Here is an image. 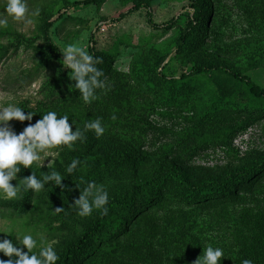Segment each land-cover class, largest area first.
I'll list each match as a JSON object with an SVG mask.
<instances>
[{"label":"rangeland","instance_id":"obj_1","mask_svg":"<svg viewBox=\"0 0 264 264\" xmlns=\"http://www.w3.org/2000/svg\"><path fill=\"white\" fill-rule=\"evenodd\" d=\"M73 1L28 0L26 19L32 21L28 23L5 16L6 0H0V17L8 20L0 26V104L18 102L25 112H39L33 123L48 110L68 114L70 122L74 117L81 129L85 122L100 118L104 133L97 137L94 130H87L85 136L96 150H122L135 164L101 158L84 162L69 174L65 169L70 160L89 154V150L77 142L72 148L60 145L52 149L58 153L53 167L65 177L63 182L72 187L71 192L60 189L58 202L45 205L38 213L33 203L24 209L26 204L19 194L11 200L0 199V220H15L21 228L43 234L53 242L58 256L100 213L94 209L82 217L70 206L80 192L75 184L83 188L92 180L108 191L109 198L123 197L137 181H145L162 168L174 167L192 180H207L264 159V105L245 92L234 77L210 73L178 82L173 89L156 73L162 68H158L159 59L167 55V74L179 76L195 63L216 61L247 72L264 86V0H203L205 21L172 59L185 25L181 14L191 9V0H99L68 7ZM138 1L150 3L159 25L149 21L147 7L118 21L109 19ZM37 10L38 15H32ZM173 17L175 21L168 22ZM47 21L53 22L49 35L61 48L78 43L90 53L91 37H95L101 53L97 68L103 70L105 87L97 88L89 103L74 91V84L70 86L74 81L68 76L69 69L51 49L45 32ZM9 123L19 132L29 121L13 119ZM32 168L38 177L51 171L46 166ZM30 172L21 167L18 176ZM174 185L171 182L169 188L177 193ZM54 186L46 184L31 202L47 195L50 202ZM18 201L21 203L16 204ZM180 206L184 205L168 199L155 206L165 223L174 218L169 228L188 218L187 242L170 256L169 264H192L203 251L199 247L208 244L224 249L226 257L221 263L234 254L236 241L230 230L234 213L227 215L222 205L197 206L184 216ZM227 207L231 210L233 205ZM140 236L139 232L135 235ZM116 237L111 226L102 229L71 264H120L117 250H113L119 240ZM164 240L162 233L157 241Z\"/></svg>","mask_w":264,"mask_h":264},{"label":"trees","instance_id":"obj_2","mask_svg":"<svg viewBox=\"0 0 264 264\" xmlns=\"http://www.w3.org/2000/svg\"><path fill=\"white\" fill-rule=\"evenodd\" d=\"M98 1L75 0L68 7L89 5ZM143 7L148 9L149 21L154 25H159L153 19L151 5L148 1H138L126 11H122L109 19L118 21ZM189 7L191 9L181 14L185 18V25L179 36L175 51L172 52L171 59L176 56L181 48L186 46L207 17V10L203 0H191ZM174 21L175 17L168 20V22ZM52 24V21H47L45 25L46 37L51 49L56 55L62 57L60 52L62 48L49 35V28ZM94 40L95 37L92 36L90 53L101 57V53L96 49ZM166 58L167 55H163L159 59L157 65L158 68H162H157L156 73L159 74L163 82H170L173 89L176 88L178 82L186 81L191 77L210 73H225L239 81L240 87L245 92H248L254 99L262 101L264 105V86L255 81L245 71L220 62L205 61L195 63L188 70L177 76L176 74H167L165 71L167 66L164 64ZM74 91L78 90L74 87ZM76 142L85 145L89 150V154L76 157L81 161L80 164L101 158H119L124 162L135 165L131 157L126 156L122 150L110 153L101 152L96 150L95 144H92L86 136H84L83 140H77ZM171 182L175 184L174 190L177 193L171 192L169 188ZM242 190H245L246 193L241 194ZM18 194L23 198L22 203L26 204L24 209H28L30 204L33 203L34 212L37 213L45 205L55 204L61 198L59 186H54L49 192V195H53L50 202L48 195L37 203L31 202L36 192L34 193L30 189L21 190ZM166 199L184 205L180 206L179 209L184 212V216L189 215L188 212L197 206L212 208L222 205L221 209L225 210L227 215L235 214L234 223L230 230L234 232L236 241L234 245L237 250L230 258L224 259L221 264H240V261L245 258L252 259L254 264H264V159L237 167L218 178L207 180H192L174 167H166L156 171L145 181H137L135 188L125 193L123 197L109 198V202L106 205L108 212L104 214L100 211L88 223L83 234L74 238L66 246L64 253L59 256L56 264H71L75 256L83 247L88 245L96 234L110 226L113 232L117 234L116 238H119L113 250H117L115 256L120 264H169L170 256L179 252L180 246L187 242V234L185 232L187 226L185 223L188 218L186 217V220H183L182 223H177L173 228H169L170 221L174 220V218L169 219L170 221L165 223L159 214V208L155 207ZM18 203H21V201L16 202V204ZM146 203V207H143ZM229 204L233 205L231 210L227 209ZM230 219H227V221ZM138 232L141 233V236L136 238L135 235ZM162 233L166 235V240L160 243L157 240L161 239ZM199 248H203V246Z\"/></svg>","mask_w":264,"mask_h":264},{"label":"clouds","instance_id":"obj_3","mask_svg":"<svg viewBox=\"0 0 264 264\" xmlns=\"http://www.w3.org/2000/svg\"><path fill=\"white\" fill-rule=\"evenodd\" d=\"M3 9L5 16H10L13 20L32 22L26 19L29 12L28 0H6ZM32 15H38V10ZM7 23L5 17H0V26ZM60 52L61 63L69 69L68 76L74 81L70 86L74 84L83 101L89 103L95 99V90L105 87V82L101 79L103 70L96 67L101 62V57L90 54L78 43H67ZM24 109L26 108L19 106L18 102L0 104V199H14L22 189L39 192L48 183L59 186L61 192H71L72 187L63 182L65 177L53 167L58 153L52 149L60 145L72 148L77 140L84 139L87 130H94L97 137L101 136L105 131L101 119L87 121L81 129L74 117L70 122L68 114L48 110L40 113V118L33 123V116L39 112H25ZM13 119L20 122L27 120L29 123L17 132L9 123ZM80 163L78 158H73L65 171L73 173ZM33 165L37 168L46 166L51 171L41 173L38 177ZM21 167L24 170L31 169L30 174L18 176ZM14 179L16 184L12 183ZM75 188L80 190L79 196L74 198L70 206L75 207L78 215L88 216L94 209L104 214L108 212L106 205L109 193L103 186L89 180L83 188L76 184ZM55 210L59 212L61 209L57 207ZM0 234V264H56L59 259L53 242L46 240L39 232L21 228L15 220H0ZM222 257L226 256L221 246L203 245L202 253L192 264H221ZM240 264H254V261L245 258Z\"/></svg>","mask_w":264,"mask_h":264}]
</instances>
